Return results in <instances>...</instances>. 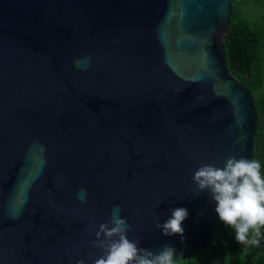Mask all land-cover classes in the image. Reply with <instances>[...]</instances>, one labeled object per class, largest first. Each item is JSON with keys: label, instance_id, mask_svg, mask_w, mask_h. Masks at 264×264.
Masks as SVG:
<instances>
[{"label": "water", "instance_id": "95a60500", "mask_svg": "<svg viewBox=\"0 0 264 264\" xmlns=\"http://www.w3.org/2000/svg\"><path fill=\"white\" fill-rule=\"evenodd\" d=\"M231 13V0H0V264H93L116 205L141 248L211 242L220 219L195 171L256 158ZM178 207L183 237L163 236Z\"/></svg>", "mask_w": 264, "mask_h": 264}, {"label": "clouds", "instance_id": "9594fccd", "mask_svg": "<svg viewBox=\"0 0 264 264\" xmlns=\"http://www.w3.org/2000/svg\"><path fill=\"white\" fill-rule=\"evenodd\" d=\"M79 67V61H77ZM261 165L245 157L229 156L223 167L203 164L193 175L197 192L208 191L216 204L215 211L220 221L235 231L236 242L247 248L259 247L261 228H264V179L260 174ZM84 190L78 194L83 197ZM119 205L112 208L110 219L100 223L92 245L103 253L94 259L93 264H173L175 249L164 245L159 251L139 247L140 238L129 239L130 225L121 216ZM188 217L186 208L178 207L163 223H156L163 236L183 237L182 223ZM250 231L252 238L249 237ZM229 256L224 257L228 264ZM77 264H84L83 260ZM219 264V262H215Z\"/></svg>", "mask_w": 264, "mask_h": 264}, {"label": "trees", "instance_id": "16d2710c", "mask_svg": "<svg viewBox=\"0 0 264 264\" xmlns=\"http://www.w3.org/2000/svg\"><path fill=\"white\" fill-rule=\"evenodd\" d=\"M232 13L225 46L231 71L251 90L258 112L256 158L264 179V0H231ZM259 247L244 248L235 231L220 220L211 242L187 254H178L173 264H264V228ZM250 231L249 237L252 238Z\"/></svg>", "mask_w": 264, "mask_h": 264}]
</instances>
